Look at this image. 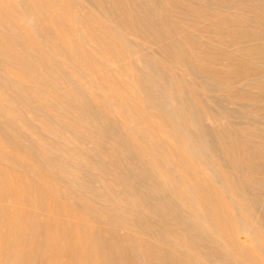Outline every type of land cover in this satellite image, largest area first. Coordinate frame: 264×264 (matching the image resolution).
I'll use <instances>...</instances> for the list:
<instances>
[{
  "label": "bare ground",
  "instance_id": "obj_1",
  "mask_svg": "<svg viewBox=\"0 0 264 264\" xmlns=\"http://www.w3.org/2000/svg\"><path fill=\"white\" fill-rule=\"evenodd\" d=\"M201 1L0 0V264H264V0Z\"/></svg>",
  "mask_w": 264,
  "mask_h": 264
},
{
  "label": "rangeland",
  "instance_id": "obj_2",
  "mask_svg": "<svg viewBox=\"0 0 264 264\" xmlns=\"http://www.w3.org/2000/svg\"><path fill=\"white\" fill-rule=\"evenodd\" d=\"M173 1H175V2H178L177 4L179 5V6H182V7H185L186 5H187V3H186V1L184 0H173ZM240 1H242V0H240ZM201 3H203V1H201V0H192V3L189 5L190 6V8H192V11H191V13L193 14V17L195 16V17H197L198 15H199V13L197 12L198 11V4L200 5ZM186 4V5H185ZM194 7H197V9H195ZM186 8V7H185ZM179 8H177V10H178ZM178 11H180V10H178ZM169 14H170V16L171 17H175V15L177 14L176 13V9H175V12H172V11H169ZM245 15L246 16H248V17H251L252 16V13L251 12H248V13H245ZM177 19V18H176ZM180 20H182V22L180 21ZM178 24L180 25L181 24V26H185V28H189V30L190 29H192V27H196V25L197 26H199V25H201V24H199V23H191V21H189V20H183V19H179L178 21ZM195 26H194V25ZM250 29H253V28H251L250 27ZM200 37H202L204 40H208V41H210L211 43H213L214 41H212V40H210V38L209 37H207V36H211V35H213V34H208L207 36H206V34H201V33H197ZM206 36V37H205ZM215 44V43H214ZM216 45H218V44H216ZM190 46L188 45V44H183L182 45V51H183V53L187 56V57H191V52H193V53H195L194 51H192L191 50V48H189ZM217 66V65H216ZM215 66V67H216ZM188 77H190V76H186V78H187V80H189V81H191L192 80V77H190V78H188ZM204 92L205 93H207L208 91H207V89L206 88H204ZM206 123L207 124H212L210 121H206ZM167 137V136H166ZM168 138V137H167ZM226 142H229V141H226ZM65 157H67L68 159H71V158H73V156L72 155H70V154H68V155H66ZM218 165H220V169H227L221 162H219L218 163ZM86 183V182H85ZM124 190H126V188H124ZM134 228V230L136 229L137 230V227L135 228V227H133ZM72 256V255H71ZM74 258L76 259V261H73V262H68V263H66V264H91V262L93 263V260H94V255H93V253H87V256H85V261L86 262H82V259H80L81 257L80 256H78V255H75L74 256ZM78 258L80 259L79 261H78ZM95 264H104V263H102L101 261L100 262H95Z\"/></svg>",
  "mask_w": 264,
  "mask_h": 264
}]
</instances>
